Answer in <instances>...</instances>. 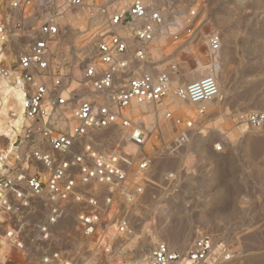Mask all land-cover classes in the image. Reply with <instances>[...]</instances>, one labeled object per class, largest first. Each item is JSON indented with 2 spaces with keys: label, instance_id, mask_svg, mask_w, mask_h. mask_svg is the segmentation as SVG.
<instances>
[{
  "label": "built area",
  "instance_id": "built-area-1",
  "mask_svg": "<svg viewBox=\"0 0 264 264\" xmlns=\"http://www.w3.org/2000/svg\"><path fill=\"white\" fill-rule=\"evenodd\" d=\"M111 2L8 0L5 26L12 22L17 35L23 36L30 22L39 24L31 28L29 42L11 68L2 69L4 75H16L24 83L27 120L15 141V152L0 169V238L6 237L9 244L0 264H100L96 258L100 253L113 256L110 264H206L213 256L214 237L206 231L199 232L185 251L162 241L144 260L114 255L118 238L134 233L124 216L117 232H108L116 215V196L121 194L125 203H132L144 193L145 185L130 186L129 168L135 159L131 153H102L82 141L96 129L127 127L129 140L140 149L139 168L146 170L153 161L143 148L151 141L152 131L134 121L133 100L150 104L175 95L200 103L215 98L220 89L212 75L173 86L175 64L164 70L146 69L150 44L164 23L163 8L133 0L127 8L116 10ZM82 8L91 17L106 16V28L97 36L93 61L80 62L71 72L70 63L57 57L54 42L64 13ZM221 47L220 35L213 34L209 38L212 54ZM247 123L263 127L264 112L249 114ZM189 135L181 131L175 148L182 147ZM97 183L106 188L102 202L97 192L85 189ZM70 206L78 209L70 210ZM107 213H113L111 219ZM69 217L87 239L75 256L68 244L74 240L72 235H64L66 244L56 238L59 226Z\"/></svg>",
  "mask_w": 264,
  "mask_h": 264
},
{
  "label": "rangeland",
  "instance_id": "rangeland-1",
  "mask_svg": "<svg viewBox=\"0 0 264 264\" xmlns=\"http://www.w3.org/2000/svg\"><path fill=\"white\" fill-rule=\"evenodd\" d=\"M132 1L112 0L111 8L125 9ZM143 1L163 8L169 24L164 36L158 38L157 33L151 42L150 61L144 67L164 70L175 64L173 86L216 74L222 98L215 105L200 102L187 104L191 107L187 109L172 107L157 118L133 114L135 122H143L152 131L151 141L143 148L153 161L146 170L139 168L140 149L129 140L126 127L103 128L82 141L102 153H131L135 159L129 168L130 186L145 185L144 193L132 203H125L121 194L116 196L112 208L116 215L108 232L115 234L113 226L118 229L124 216L134 233L118 238L114 255L141 259L162 241L185 251L199 232L206 231L215 236L213 256L206 264H264V126L255 128L247 123L249 114L264 112V0ZM0 6L7 9L6 18L8 0H0ZM100 15L91 17L87 8L70 9L60 19L55 53L70 63L71 72L78 63L93 61L97 36L106 28V16ZM38 22H30L23 36L17 35L12 22L6 24L3 50L10 68ZM213 34L222 40L221 49L214 54L209 48ZM184 130L190 134L188 141L175 148V138ZM160 134L166 144L160 142ZM85 189L97 192L102 202L103 184ZM72 209L78 208L70 206ZM72 221L69 217L59 226L56 238L66 244L64 235H72L74 240L68 244L75 256L86 238ZM174 227L182 228V246L166 231ZM123 252L129 254L121 255ZM112 257L104 253L96 256L100 264H110Z\"/></svg>",
  "mask_w": 264,
  "mask_h": 264
},
{
  "label": "bare ground",
  "instance_id": "bare-ground-1",
  "mask_svg": "<svg viewBox=\"0 0 264 264\" xmlns=\"http://www.w3.org/2000/svg\"><path fill=\"white\" fill-rule=\"evenodd\" d=\"M6 10L7 9L0 6V169H2L3 160H5V158H8L15 152V141L17 139V136L22 132L24 123L27 120L25 117L26 92L22 79L16 75L15 77H11V76H6L2 73V69L4 67L7 69L10 68L8 65H6L7 59L9 57L6 54V52H4L3 50V44L6 38V30L4 25V18H5L4 15L7 12ZM73 17H75V15H73ZM92 17L94 18L98 17V14L93 15ZM168 25L169 24L165 23L164 20V23L160 31L158 32V38L164 36V34L168 30L169 27ZM158 38L156 37L157 41ZM56 45H57V41L54 42V46ZM213 75L216 78L217 82L220 83V80L216 76V74ZM172 97L178 100L179 102L189 103L191 105L199 104V103H193L190 101L180 99L177 96H172ZM221 98H222V94L221 91H219V94L215 98L210 99L208 101H203L202 105L203 106H207L208 104L215 105L217 102L216 100ZM100 131L101 129H96L91 131L90 133L100 132ZM129 148L134 150V146L132 144L129 145ZM113 227H114L113 233H115L116 232L115 230H117V225L114 224ZM166 231L172 237L175 243H180L181 246L185 244V240H179L181 238L180 233L182 232L181 227H174L172 229H167ZM8 250H9V244L7 238L4 237V239H2L0 243V262H3L5 260ZM145 257L141 258L140 260H144Z\"/></svg>",
  "mask_w": 264,
  "mask_h": 264
},
{
  "label": "crops",
  "instance_id": "crops-1",
  "mask_svg": "<svg viewBox=\"0 0 264 264\" xmlns=\"http://www.w3.org/2000/svg\"><path fill=\"white\" fill-rule=\"evenodd\" d=\"M187 104H189V103L179 102L178 100H176L172 96L171 97L167 96V97L163 98L158 103H150V104H148L142 100L135 99L132 102L131 110H132V114H135V116H137L136 113H139V114H143V116L148 117V118L152 117V116H154V118H157V117L162 116L166 111H168L172 107H174V108L175 107H179V108L184 107L183 109L191 108L190 105H187ZM184 111H187V110H184ZM144 126H145V124H144ZM158 138H159L160 142H162L163 144L167 143L162 134H160L158 136ZM187 144H186V146H187ZM186 146H183V148H186ZM181 149H179V150H181Z\"/></svg>",
  "mask_w": 264,
  "mask_h": 264
}]
</instances>
